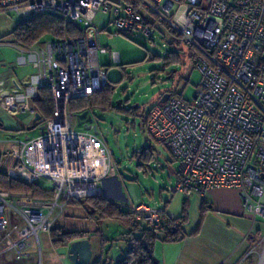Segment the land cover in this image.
Wrapping results in <instances>:
<instances>
[{
  "label": "built area",
  "instance_id": "2783aa9c",
  "mask_svg": "<svg viewBox=\"0 0 264 264\" xmlns=\"http://www.w3.org/2000/svg\"><path fill=\"white\" fill-rule=\"evenodd\" d=\"M0 12L21 20L50 12L76 30L17 47L14 64L31 71L24 85L0 98L1 108L34 117L33 101L47 88L52 111L37 135L14 140L7 154L16 164L4 174L53 195L0 190V255L22 258L32 245L39 255V232L49 236L68 200L103 195V177L89 178L87 171L97 158H106L107 171L112 152L91 124L75 129L69 111V101L107 85L98 62L107 50L93 23L99 12L109 16L114 36L139 30L147 41L169 36V43L178 39L193 51L199 80L192 99L170 94L145 114L149 138L178 163L174 192L233 189L243 210L264 218V0H0ZM110 59L118 63L117 52ZM118 205L129 210L131 225L162 228L165 206ZM263 258L264 251L258 264Z\"/></svg>",
  "mask_w": 264,
  "mask_h": 264
},
{
  "label": "rangeland",
  "instance_id": "374dc122",
  "mask_svg": "<svg viewBox=\"0 0 264 264\" xmlns=\"http://www.w3.org/2000/svg\"><path fill=\"white\" fill-rule=\"evenodd\" d=\"M19 21L21 19L14 13L0 12V65H8L14 61L18 45L10 32ZM108 21L109 16L99 12L93 23L99 30V45L107 50L106 54L98 56V62L106 73L109 89L105 95L108 96L112 107L106 110L94 107L89 110L92 119L90 124L95 128L91 131L112 152L106 178H114L119 182L118 196L121 195L125 199L126 202L121 201L125 207L140 203L158 208L166 206L170 216H179L181 194L173 192L176 184L174 172L178 163L171 159L162 144L149 138L138 124L142 114L166 92L185 101L192 99L199 80L193 51L181 43L170 44L172 38L169 36H154L151 41H147L139 30L114 36V27ZM46 38L49 37H42L43 40ZM113 51L118 54V63L110 59V53ZM169 52L178 54L176 61L169 62L166 59L165 55ZM9 119L21 127L20 130L14 131L20 139L31 138L39 133L40 124H35L33 117L28 114H18ZM76 121L73 115L74 128L83 130L81 126L76 125ZM10 133L0 128V171L10 166L7 164L9 159L3 155L12 149L13 143L3 142ZM91 164L97 165L101 172L106 169L107 161L106 158H97ZM84 207L82 204L66 205L54 226L81 231H93L98 226L100 238L107 243L104 250L110 257L108 262L114 264L121 251L126 249L125 240H121L124 239L125 227L116 220L95 224L85 218ZM190 211L192 213V207ZM14 219L17 221L15 217ZM259 221L264 222L260 219ZM39 235L42 243L39 255L32 245L22 258L7 256L0 259L10 264H14V260L16 264H32L36 260H40L41 264H72L66 256L63 259L58 257L65 253L64 247H51L45 234ZM95 239L98 241L99 237Z\"/></svg>",
  "mask_w": 264,
  "mask_h": 264
},
{
  "label": "crops",
  "instance_id": "0c3cea01",
  "mask_svg": "<svg viewBox=\"0 0 264 264\" xmlns=\"http://www.w3.org/2000/svg\"><path fill=\"white\" fill-rule=\"evenodd\" d=\"M17 45L19 46V44ZM30 71L29 67H17L14 64V61L8 63V65H0V98L6 91L11 92L14 90L13 82L22 86ZM33 106L36 108L34 102ZM16 115L9 116V114L0 108V128L11 132L10 134H7L8 138L4 139L3 142L13 143L12 149L3 154L5 155V158L9 159V163L7 164H10V166L4 171L1 170L0 172L2 173H5L8 168H11L16 164V160L7 153L14 149V140H22L16 137L14 132L20 130L21 127L9 119V117ZM93 161L94 160L90 162L87 174L89 178L92 179L103 177L101 182L103 191L102 197L113 201L116 204H122V200L126 202L121 195L118 196L120 193L119 182H117L114 178H106L109 170L106 171L105 169L100 172L97 165L91 164ZM169 161L171 160L169 159ZM174 176L176 183L178 179L177 170L174 172ZM180 194V215L175 217L170 216L167 207L165 206L166 215L164 216L163 224H166L170 220H176L175 223L179 224L178 218L181 216V209L183 205L187 211V220L179 225V240L170 242L157 241L154 243L153 257L155 264L259 263V258L264 251V222L259 221V219L264 220V218H253L249 212L243 210L241 207L240 197L235 190L229 188H214L203 193L184 191ZM260 202L264 205V195L262 196ZM191 207L192 213L190 211ZM96 223L97 222H95V224ZM96 230H99L98 226L93 231L83 230L85 232H89L88 237H85L88 238L91 249V259L89 264L96 260L108 261V258H110L104 250L107 243L104 239L100 238L99 231L94 234V231ZM40 233L45 234L43 231H40L39 234ZM39 234V246L41 250L42 243ZM45 237L49 245L53 247L49 236L45 234ZM96 237H99L98 241L95 239ZM121 240L124 239L121 238ZM124 244L127 248L126 242ZM32 247L37 250L35 245ZM64 250L65 253L63 252V254L58 255L60 259H63L64 256H66L65 247ZM125 251L126 249L121 251L119 257L116 258L115 261H117ZM7 256L13 255L11 253L0 255L1 258ZM36 261L32 264H36ZM0 262L10 264L2 259H0ZM38 262L41 264L40 260H38ZM14 264H16V260H14Z\"/></svg>",
  "mask_w": 264,
  "mask_h": 264
},
{
  "label": "trees",
  "instance_id": "16d2710c",
  "mask_svg": "<svg viewBox=\"0 0 264 264\" xmlns=\"http://www.w3.org/2000/svg\"><path fill=\"white\" fill-rule=\"evenodd\" d=\"M75 32V27L70 24L64 25L61 19L47 14H39L19 21L12 28L10 35L13 37L15 43L24 47H31L42 40V37L44 36H48L49 38H59L62 37L64 33L71 35ZM173 43L178 44L179 40L175 39ZM165 57L169 62L176 61L178 54L175 52H169L165 55ZM108 89L109 85L107 82V85L101 91L96 92L87 98H78L69 101V111L75 114L86 109L91 110L94 107H99L102 110L112 107L108 96L105 95ZM100 93H103V95H99ZM159 97L161 98V95ZM158 101L159 100L155 101L149 107L158 104ZM33 102L40 116V122L49 118L52 111V102L49 90L47 88L40 89L38 98ZM117 109L120 108L117 107ZM145 114L146 111L142 114L138 125L140 129L146 133ZM0 190L29 192L33 196L43 199L51 198L53 195V191L50 189H44L38 185H26L22 182L9 178L2 172H0ZM81 204L85 206V218L94 222L116 220L119 224L125 227L126 230L123 233V238L127 244V248L123 255L115 261L114 264H155L153 257L154 243L157 241L170 242L179 240V225L187 220V211L183 205L181 209V216L178 218L179 224L174 225L176 220H170L166 224H162L161 229L151 230L141 226L140 224L131 225L129 222V210L127 208H120L115 202L107 200L103 197L87 196L81 200L70 199L66 203V205ZM98 231L99 230L94 231V234L98 233ZM88 235L89 232L81 230H68L59 226H53L49 231V239L53 247H66L71 241L88 237ZM108 263L109 262L107 260H96L91 264Z\"/></svg>",
  "mask_w": 264,
  "mask_h": 264
},
{
  "label": "water",
  "instance_id": "95a60500",
  "mask_svg": "<svg viewBox=\"0 0 264 264\" xmlns=\"http://www.w3.org/2000/svg\"><path fill=\"white\" fill-rule=\"evenodd\" d=\"M39 15V14H38ZM47 15L56 17L61 19L59 15H56L54 13L48 12ZM23 83L22 85H24ZM14 90L13 92L17 91L20 86L13 82ZM8 91L5 92L4 95H6ZM168 98V94L162 95V97L159 99L158 104L163 103L166 99ZM121 103V102H118ZM75 118H76V125L77 126H82L84 129L89 128V124L91 123V116L89 114V110H83L80 113H75ZM33 121L35 124H38L40 121V116L38 113H36L33 117ZM39 128H42L40 126ZM66 248V257L67 259L73 263V264H89L90 259H91V249H90V244L88 238H82V239H77L73 240L68 245L65 247Z\"/></svg>",
  "mask_w": 264,
  "mask_h": 264
},
{
  "label": "flooded vegetation",
  "instance_id": "af4514ba",
  "mask_svg": "<svg viewBox=\"0 0 264 264\" xmlns=\"http://www.w3.org/2000/svg\"><path fill=\"white\" fill-rule=\"evenodd\" d=\"M164 94H168V97H169V95H170L168 92H166V93H164ZM164 94H162V95H164ZM162 95H161V97H162Z\"/></svg>",
  "mask_w": 264,
  "mask_h": 264
}]
</instances>
